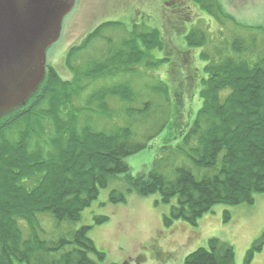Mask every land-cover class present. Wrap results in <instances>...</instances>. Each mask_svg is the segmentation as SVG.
<instances>
[{"label":"trees","instance_id":"trees-1","mask_svg":"<svg viewBox=\"0 0 264 264\" xmlns=\"http://www.w3.org/2000/svg\"><path fill=\"white\" fill-rule=\"evenodd\" d=\"M194 1L212 10L208 0ZM140 26L101 23L70 47L66 64L72 79L47 64L28 102L0 119V264H103L107 254L90 237L93 226L73 227L100 191L122 178L127 186L112 189L110 202L125 203L133 192L158 194V203L171 204L163 215L166 228L177 220L197 225L216 204L253 206L263 196L264 49L257 48V39L246 45L235 38L217 54L201 52L204 74L194 71L191 81L201 105L195 114L189 111L190 124L188 118L176 121L168 86L159 81L154 92L170 102L158 126L152 102L142 100L129 81L115 80L167 59L153 54L164 46L160 30ZM186 38L191 47L209 42L200 28ZM110 97L126 103L124 121L99 129L101 118L112 117ZM171 117L175 121L164 143L173 160L154 162L148 172L133 175L127 158L144 150ZM152 126L157 130L150 133ZM230 218L226 210L225 222ZM108 220L95 216L96 224ZM48 221L55 223L50 232ZM263 247L264 232L248 250L246 263ZM234 249L212 237L183 263L236 264Z\"/></svg>","mask_w":264,"mask_h":264},{"label":"rangeland","instance_id":"rangeland-1","mask_svg":"<svg viewBox=\"0 0 264 264\" xmlns=\"http://www.w3.org/2000/svg\"><path fill=\"white\" fill-rule=\"evenodd\" d=\"M180 1L182 2L177 1L180 5L174 2L163 5V0H75L72 9L63 17L59 38L47 49L46 65L55 67L63 78L72 79L74 72L66 64L70 47L80 44L104 21H122L132 26L133 21L129 18L134 17L135 10L142 11L141 16H144L143 21L146 22L138 24L141 25L140 28H158L164 43L162 50L153 51L154 56L167 59L155 68L139 66L136 74L121 75L115 80L129 81L133 89L142 95V100L152 102L153 111H156L153 122L156 125L163 124L160 119L170 100L176 114L173 115L174 118L178 117V121L188 118L190 124L194 115L189 118V111L195 114V110L201 105L197 90L191 84L195 78H192L194 71L199 72L200 69L204 74L207 62L201 58V52L217 54L216 49H223L235 38H240L246 45H252L253 37L257 39V48L263 50L264 31L259 28H264V0H208L212 10L194 0ZM149 16L152 18L149 19ZM193 28H200L208 35L209 42L206 46L191 47L188 44L186 37ZM105 34H113L115 39L119 37L112 31H106ZM100 44L102 43L95 46L99 47ZM45 74L46 72L43 75ZM161 80L168 86L171 95L169 102L154 92ZM92 87L95 85L89 90ZM108 101L112 117L101 118L98 121L99 129H111L124 121L126 103L117 97H110ZM16 108L18 106L9 108L2 116ZM174 121L172 117L168 119L169 125L161 127V131L157 136L151 137L144 150L127 158L133 175L148 172L154 162L168 164L173 160L167 155L164 138ZM150 130L152 133L157 128L152 126ZM126 186L127 183L122 178L102 189L98 198L84 211L82 220L73 227L84 224L93 226L89 235L107 254L103 264H184L189 253L198 247L207 246L212 237L233 244L236 264H247L245 259L248 250L264 232V194L257 197L253 206L216 204L198 220L197 225L177 220L166 228L162 221L163 215L170 212L171 204L158 203V194L141 196L133 192L128 194L125 203L110 202L111 190L125 189ZM226 210L231 215L228 222L224 219ZM96 215L108 216L109 220L96 224ZM54 224L46 222L49 232L53 230ZM66 229L67 227L64 228L65 231ZM248 264H264V247L256 252Z\"/></svg>","mask_w":264,"mask_h":264},{"label":"water","instance_id":"water-1","mask_svg":"<svg viewBox=\"0 0 264 264\" xmlns=\"http://www.w3.org/2000/svg\"><path fill=\"white\" fill-rule=\"evenodd\" d=\"M75 0H0V119L28 102ZM44 72V73H43Z\"/></svg>","mask_w":264,"mask_h":264},{"label":"flooded vegetation","instance_id":"flooded-vegetation-1","mask_svg":"<svg viewBox=\"0 0 264 264\" xmlns=\"http://www.w3.org/2000/svg\"><path fill=\"white\" fill-rule=\"evenodd\" d=\"M164 1V3H163V5L164 4H166V5H169L171 2H174L175 4H179L177 1L178 0H163ZM179 2H182V1H180L179 0ZM166 5H165V8L167 9V7H166ZM180 5V4H179ZM141 14H142V11L140 12H138L137 10H135L134 11V13H133V16L134 17H131V18H129V19H131V21H133L132 22V24H144V22H146V20H144L143 21V19H144V16H141ZM143 17V18H142ZM154 17V16H153ZM152 18V16H149V19H151ZM184 18V17H183ZM130 21V22H131ZM104 22H108V21H104ZM103 22V23H104ZM117 22V21H116ZM118 22H122V21H118ZM122 23H124V24H128V23H126V22H122ZM145 24H148V23H145Z\"/></svg>","mask_w":264,"mask_h":264}]
</instances>
